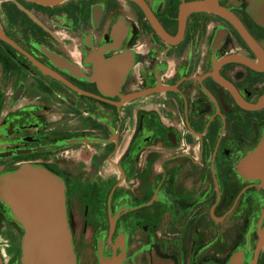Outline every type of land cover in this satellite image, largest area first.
<instances>
[{
	"label": "flooded vegetation",
	"instance_id": "obj_1",
	"mask_svg": "<svg viewBox=\"0 0 264 264\" xmlns=\"http://www.w3.org/2000/svg\"><path fill=\"white\" fill-rule=\"evenodd\" d=\"M3 197L62 188L71 264H264V0H0Z\"/></svg>",
	"mask_w": 264,
	"mask_h": 264
},
{
	"label": "water",
	"instance_id": "obj_2",
	"mask_svg": "<svg viewBox=\"0 0 264 264\" xmlns=\"http://www.w3.org/2000/svg\"><path fill=\"white\" fill-rule=\"evenodd\" d=\"M0 38H4L0 31ZM3 197L26 227V264H71L62 188L46 172L23 168L9 174Z\"/></svg>",
	"mask_w": 264,
	"mask_h": 264
}]
</instances>
